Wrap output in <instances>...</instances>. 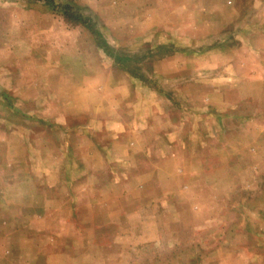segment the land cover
<instances>
[{
  "label": "rangeland",
  "instance_id": "obj_1",
  "mask_svg": "<svg viewBox=\"0 0 264 264\" xmlns=\"http://www.w3.org/2000/svg\"><path fill=\"white\" fill-rule=\"evenodd\" d=\"M0 264H264V0H0Z\"/></svg>",
  "mask_w": 264,
  "mask_h": 264
},
{
  "label": "trees",
  "instance_id": "obj_2",
  "mask_svg": "<svg viewBox=\"0 0 264 264\" xmlns=\"http://www.w3.org/2000/svg\"><path fill=\"white\" fill-rule=\"evenodd\" d=\"M67 15H68V18H70L73 21H79V20H83L84 19L81 15L73 13V12L67 13Z\"/></svg>",
  "mask_w": 264,
  "mask_h": 264
}]
</instances>
